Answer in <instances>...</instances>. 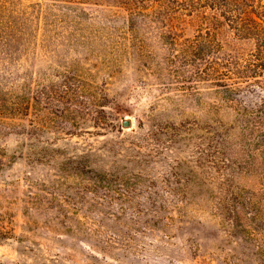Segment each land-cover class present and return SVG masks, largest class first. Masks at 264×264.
Listing matches in <instances>:
<instances>
[{
    "label": "rangeland",
    "instance_id": "obj_1",
    "mask_svg": "<svg viewBox=\"0 0 264 264\" xmlns=\"http://www.w3.org/2000/svg\"><path fill=\"white\" fill-rule=\"evenodd\" d=\"M122 1L0 0V264H264L216 207L197 21Z\"/></svg>",
    "mask_w": 264,
    "mask_h": 264
},
{
    "label": "trees",
    "instance_id": "obj_2",
    "mask_svg": "<svg viewBox=\"0 0 264 264\" xmlns=\"http://www.w3.org/2000/svg\"><path fill=\"white\" fill-rule=\"evenodd\" d=\"M121 3L130 12L143 14L150 9L148 15L162 13L168 20L178 16L197 21L200 28L193 37L184 40V46L193 56L190 64L206 63L203 69L197 67L191 72V77L211 84L216 103L206 111L213 123L209 122L208 128L218 148L214 152L223 156V159L219 156L218 168L229 169L224 190L230 197L219 198L216 207L226 221L238 226V232L249 239L264 238V0ZM232 43H247L251 48L240 53ZM247 176L256 178L262 189L241 198L236 189Z\"/></svg>",
    "mask_w": 264,
    "mask_h": 264
},
{
    "label": "water",
    "instance_id": "obj_3",
    "mask_svg": "<svg viewBox=\"0 0 264 264\" xmlns=\"http://www.w3.org/2000/svg\"><path fill=\"white\" fill-rule=\"evenodd\" d=\"M123 126H124V127H130V126H131V122H130L128 119H125V120L123 121Z\"/></svg>",
    "mask_w": 264,
    "mask_h": 264
}]
</instances>
